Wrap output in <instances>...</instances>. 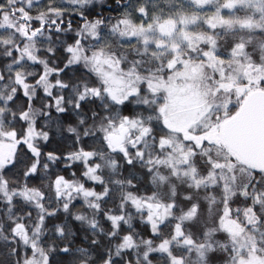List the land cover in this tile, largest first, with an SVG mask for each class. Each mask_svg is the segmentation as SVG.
<instances>
[{
	"label": "snow or ice",
	"instance_id": "snow-or-ice-1",
	"mask_svg": "<svg viewBox=\"0 0 264 264\" xmlns=\"http://www.w3.org/2000/svg\"><path fill=\"white\" fill-rule=\"evenodd\" d=\"M0 264H264V0H0Z\"/></svg>",
	"mask_w": 264,
	"mask_h": 264
}]
</instances>
